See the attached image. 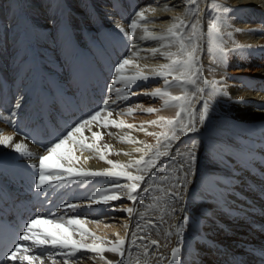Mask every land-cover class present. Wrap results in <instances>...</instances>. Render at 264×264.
I'll return each mask as SVG.
<instances>
[{"label":"bare ground","instance_id":"1","mask_svg":"<svg viewBox=\"0 0 264 264\" xmlns=\"http://www.w3.org/2000/svg\"><path fill=\"white\" fill-rule=\"evenodd\" d=\"M210 4L241 10L234 16L228 14L232 16L230 19L225 17L224 47L233 49L239 45V48L230 52L219 66L212 63L208 52V22L211 16L216 15ZM198 5L197 11V4L190 3V0H0V138L12 137L8 147L0 144V212L5 211L14 219V212L18 211L27 222L37 214L44 218L46 214L35 197V190H30V185L38 181L37 157L43 151L39 142L47 144L66 134L74 123L101 108L106 98H110V108L117 110L107 118L117 122L122 120L133 127L98 129L94 126V131L102 132L101 139L95 141L97 148L81 151L76 145L73 150V155L78 158L75 167L102 171L112 169V165L106 163L112 160L131 165L125 171L141 175L137 170L141 169L140 165L135 163L137 160L143 158L146 161L161 147L165 152V138L161 134L167 132L168 127L163 122L152 124L151 121L159 120L161 116L175 119L179 109L165 107L159 97L153 98L146 93H151L155 87H164L163 80L154 75V70H159L160 65L170 63L162 53L177 52L174 44L170 48L162 46L169 43L168 30L183 20L189 25L183 31L188 32L191 23L199 18L205 32L204 50L200 53L204 76L220 81L222 91L228 95L217 96L208 109V114L213 112L214 128L209 127V114L199 131L181 135L171 145V150L177 153L186 151L184 145L191 138L196 139L197 145L196 167L189 185L194 202L184 228L181 264H259L263 261L264 164L260 161L264 158V111L257 106L264 105V56H250L249 53L264 48V0H198ZM147 6L154 7L155 11ZM136 11H145L146 20L139 21L135 17ZM193 12L197 14L193 15ZM134 19L138 27L133 36L130 24ZM120 27L129 35L125 36ZM65 39L70 41V58L64 47ZM152 48L158 49L155 55L150 51ZM124 58H128L131 64L122 71V76L143 74L149 79L131 84L124 79L117 80L113 87L120 92L109 94L105 88L115 77L114 69L118 62ZM209 68L215 71L210 74ZM52 78L56 79L60 91L54 92L50 85ZM169 91L181 94L175 82ZM129 92L136 94L128 100L119 99L111 103V99ZM17 103L20 108L16 107ZM201 104L202 101H196L193 107L199 110ZM126 105H132L131 114L127 113ZM148 107L159 111L147 113L145 109ZM119 109L124 111L117 114ZM85 135L90 137L91 133L86 131ZM17 143L22 144V151L26 148L33 156H22L16 152L14 145ZM105 144L109 147H103ZM213 145L226 146L233 154L229 167L235 169L236 179L230 190L227 185L212 183L215 174H227L213 171L215 166L209 159ZM101 153L104 160L100 159ZM249 153L255 157L256 163L251 168H244L243 161ZM162 157L164 167L169 164V156L163 154ZM181 159L177 156L176 162ZM33 163L37 165L35 171ZM160 167L158 164L144 172L143 183L149 187V192L143 194L145 203L133 205L127 199V189L122 188L115 191L122 193L123 199L109 204L92 203L89 207L93 196L102 198L103 193L98 189L115 182V178L95 177L88 178L91 182L83 186L72 184L69 188L53 192L54 203L81 204L75 211L61 209L57 215L67 211L65 227L69 234L75 226H68L67 219L79 217L84 220L83 228L105 242L115 241L118 236L125 238V247L130 252L120 257L105 251L102 255L107 260L120 261V264H145L146 261L156 264V259L151 256V249L155 246H150L149 255L145 256V249L131 246L125 233L130 236L134 225L140 224V234L159 239L163 244L169 239L165 233L172 232V242L160 251L170 257L172 247L176 246L175 229L171 225L181 221L169 216L170 209L164 205V194L159 198L155 195L158 194L156 178L163 171L162 168L159 171ZM169 167V171L163 172L165 189L172 182L165 179L166 176L177 175L171 164ZM120 182L130 183L122 178ZM221 189H224V200L218 204L212 193ZM202 193L206 195L202 196ZM52 206L47 205L48 208ZM113 206H116L115 210H108ZM127 207L136 210L131 217L126 212ZM140 213H143V218H140ZM161 215L167 223L160 224ZM92 219L100 222H89ZM150 221H156L160 226L153 228ZM73 239H79V236L74 235ZM85 242L91 243V240ZM27 243L21 241V244ZM137 243L148 244L149 241L138 240ZM110 246L105 244V247ZM86 255L96 258L84 259L79 264H105V260L99 258L100 254ZM10 264L20 262L11 261ZM45 264H51V261L45 260Z\"/></svg>","mask_w":264,"mask_h":264},{"label":"snow or ice","instance_id":"2","mask_svg":"<svg viewBox=\"0 0 264 264\" xmlns=\"http://www.w3.org/2000/svg\"><path fill=\"white\" fill-rule=\"evenodd\" d=\"M190 3L197 4V11L199 8L198 0H190ZM115 7V4L113 5ZM152 7V6H147ZM210 7L215 10L216 15L209 18L207 27V36L209 37V48L210 59L213 64L217 66L223 64L230 52H235L239 48L226 49L224 47L226 41L223 39V28L226 24L225 17L232 18L228 14L234 16L236 11L232 10L227 6L221 7L217 4H210ZM155 11V8L152 7ZM193 12V15H196ZM135 17L139 21H145V11H136ZM111 19V17H109ZM201 20L195 19L190 25V31L184 32L183 29L189 28L188 24H185L183 20H179L178 23H174L173 26L168 30L169 43L168 45H162L164 47H171L173 44L177 47V52L162 53L170 63L160 65L159 70H154V75L160 77L163 80V89L161 87H155L150 94L153 98L159 97L163 100L165 107H176L179 110L176 111L175 119H165L161 116L159 120L151 121L152 124H159L163 122L168 127V131L162 133L166 143L164 144L165 152L164 155L169 156V164L175 169L177 175L174 177H166L165 179H171V183L166 189H163L164 205L170 209L169 216L174 220L181 221L178 224H172L171 227L175 229L176 246L172 247L170 257L160 251L162 247L166 248L171 243L170 237L173 235L172 232H166L165 236L168 237L166 243H161L159 239H151L147 234H140L142 232V226L140 224L134 225V230L131 231L129 236L128 232L125 236L128 237V243L136 248H144V255H149L150 246H155L151 249V256L156 259V264H181V244L184 240V228L189 221V208L193 204L192 194L189 193V185L192 183L191 177L193 175L194 168L196 167L197 154H196V139L191 138L187 144L184 145L186 151L174 152L171 150L173 141H178L181 135H187L188 133L199 131V127L204 124L208 117V109L211 106L213 100L217 96H227V92L222 91L220 86L221 82L215 78L207 79L204 76V66L201 63L200 53L204 50L203 37L205 35L204 29L200 26ZM138 27L137 20H133L130 24L133 36L135 30ZM120 31L124 32L125 36H128V32H125L123 27H120ZM239 31V30H237ZM231 33L228 36L231 37ZM143 38V37H142ZM55 39V38H54ZM153 39H165V37H153ZM64 47L66 54L71 57V45L70 41L64 40ZM155 55L158 51L156 48L150 49ZM262 55L264 56V48H261L258 52H250L249 55ZM131 61L128 58L122 59L118 62V66L115 67V77L110 79V83L106 86L105 91L109 94L114 92L119 93V89H114V85L117 80H127L129 84L135 83L138 80L147 81L148 76L143 74H137L131 77L122 76V71L129 66ZM215 69L209 68V73H213ZM171 77V79H169ZM181 89V94H173L169 89L173 86ZM50 85L54 92H58L61 89L57 84L55 78L50 80ZM136 93L129 92L127 95L117 96L115 99H111V103H116L117 100L123 99L128 100L130 96ZM109 99L106 98L103 102V106L96 110L94 113L89 114L86 118L79 120L74 123L73 126L59 138L52 140L50 143L45 144L43 141L39 142V147L43 150L38 158V181H35L30 185V190H35V197L39 201L41 207L44 209L45 216L41 217L37 214L34 218L30 219L24 225L22 234L17 237L18 241L29 242L27 244L15 243L12 245L11 251L0 252V264H5V261H19L20 264H45V260H50L51 264H79L84 259H95V256H87V253L100 254L99 258L105 260V264H120V261L107 260L102 254L107 251L118 254L120 257H125L130 249H126L125 238H118L115 241L101 240L94 234L89 233L86 228L82 225L84 220L79 217L68 218L66 223L68 226H75L71 234H69L65 227V217L67 211L63 215H57L61 209L75 211L81 207L79 203H66L61 201L60 203H54L52 201V193L59 192L61 188H69L72 184L83 186L84 183H90L88 178L95 177H109L115 178V182L108 183L104 187L98 189L99 192L103 193L102 198L93 196L89 207L92 203L96 204H109L110 201L123 199L124 196L119 189H127V199L133 202V205L137 203H145L143 194L149 192V187L145 180L144 172L146 169H137L141 172V175H133L129 171H125L126 168H131V165L118 164L112 160H107L106 163L112 165V169H120L114 171L112 169H105L102 171L84 170L83 168L75 167L77 157L73 155V150L76 145L80 146L81 151L84 149L95 150L97 145L95 141H98L102 137V132L99 130H93L96 128H105L109 126L115 128L126 127L131 129L132 124H125L122 120L117 122L115 119H108L107 117L113 116V112L117 111L110 108ZM202 101L201 108L199 110L193 107L194 102ZM140 105L137 104V107ZM17 108H20L19 103L16 104ZM260 110L264 111V105L257 106ZM128 114L133 112L132 105H126ZM124 111V109H119ZM147 113H153L159 111L158 109L148 107L145 109ZM102 113H106V116H102ZM15 113H12V117ZM10 117L9 119L11 120ZM187 117V119H185ZM143 130V128H141ZM90 132L91 135L86 136L85 132ZM107 134L112 135L111 132ZM148 135H156V133H148ZM12 137L0 138V144L8 147L11 144ZM159 144V140L157 141ZM223 143V142H221ZM71 145V147H69ZM22 144L17 143L14 145V150L19 152L22 156L32 157L33 153L27 151L25 148L22 151ZM103 147L107 148L109 145L105 144ZM139 151V149H137ZM157 155H160L157 150ZM177 156L182 157L181 160L177 161ZM233 154L227 149V147H217L213 145L209 159L214 164V173H227L226 175L215 174L212 181L215 185H227V189L230 190L234 180L236 179V171L234 168H230L231 158ZM100 159L104 160L103 153L100 155ZM137 165H147L155 167L157 161L154 160H137ZM256 163L255 157L250 153L246 156L243 161L244 168H251ZM264 164V158L260 161ZM33 170H37V165L32 164ZM264 175V174H262ZM121 178L124 181H130V183H121ZM143 184V186H142ZM108 189L113 191L109 192ZM194 191V190H193ZM206 195L205 193L201 194ZM218 204L224 200V189L215 191L212 193ZM46 197V199H41ZM187 203V206H186ZM52 204V208H48L47 205ZM116 206L112 209L115 210ZM102 211V210H101ZM134 207H127L126 212L129 217L135 214ZM182 213L183 215H179ZM140 218H143V213H140ZM160 224L167 223L164 216L159 217ZM89 222L99 223L98 219L89 220ZM153 228H158L160 224L156 221H150ZM47 225V227H42ZM127 229L128 225H124ZM74 235H78L79 239H73ZM91 240V243H86V240ZM149 241L148 244H138L137 241ZM111 245L105 247V244ZM36 249H42L43 251L37 252ZM78 253H84V255H78ZM56 257L62 259L57 260ZM74 258V259H73ZM145 264H148L146 261Z\"/></svg>","mask_w":264,"mask_h":264},{"label":"rangeland","instance_id":"3","mask_svg":"<svg viewBox=\"0 0 264 264\" xmlns=\"http://www.w3.org/2000/svg\"><path fill=\"white\" fill-rule=\"evenodd\" d=\"M155 84V83H154ZM210 114V115H209ZM209 118H210V120L208 119V124H209V127L210 128H214L215 126H214V122L212 123V121H214V119H213V112H209ZM213 124V125H212ZM212 125V126H211ZM175 142H177V141H173V143H175ZM165 143H166V141H165ZM172 143V144H173ZM163 146V145H162ZM159 150V152H160V155H157L156 153H157V151L156 152H154L153 154H152V156L150 157V158H148L147 160H154V161H157L158 163H156V166L155 167H157L158 166V164H160L161 165V167H160V169H159V171L161 170V168L163 169V171L160 173V175H158L157 176V183H158V185H157V187H156V189H158L156 192H158V194L156 193L155 195L157 196V195H159L158 197H156V198H159V197H161L160 195H162V194H164L163 193V189H165V184H164V174H163V172H164V170L165 171H169V164H167L166 166H164V167H162V165H163V154H164V152H163V149H162V147L161 148H159L158 149ZM146 160V161H147ZM165 165V164H164ZM140 168H142V169H146V170H150L152 167H150V166H147V165H144V164H141L140 165ZM165 168V169H164ZM166 168H168V169H166ZM160 177V178H159ZM167 177V176H166ZM159 179V180H158ZM161 180H162V182H161ZM160 183V184H159ZM160 185V186H159ZM161 189V190H160ZM263 262H264V259H263V261H261L259 264H263Z\"/></svg>","mask_w":264,"mask_h":264}]
</instances>
